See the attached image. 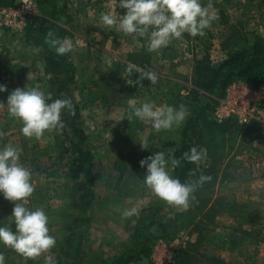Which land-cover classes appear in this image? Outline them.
Here are the masks:
<instances>
[{
    "label": "rangeland",
    "instance_id": "obj_1",
    "mask_svg": "<svg viewBox=\"0 0 264 264\" xmlns=\"http://www.w3.org/2000/svg\"><path fill=\"white\" fill-rule=\"evenodd\" d=\"M18 1L12 0V4L5 8L14 6ZM118 3L119 0H64V22L59 27V33L60 38H69L74 45V50L68 53L75 71L71 90L82 114L89 149L94 155V174L97 183L95 215L98 217L100 227L111 223L123 227L122 232H126L132 230L135 221L134 216L122 219L123 211L133 206L141 208L150 200L146 206L148 207L154 197V194L149 197L151 190L144 184L147 167L142 168L140 161L163 150H160L157 144L159 139L152 141L153 135H139L133 142L129 140V143L117 146L118 125H115L109 117H105L110 113L102 118L101 115L111 111L112 104L116 103L119 106L114 107L113 111L122 113L124 110L127 118L131 111L128 104L130 98H134L137 106H140L151 96L157 100L164 96V93L170 95L167 101L171 107L179 108L184 104L189 112V94L194 83L191 77L192 69L194 74V61L208 56L213 64H217L235 50L249 47L255 37L264 39V0H213L216 20L211 28L206 30L204 36L192 37L185 33L183 39L174 40L168 47L158 52L147 51L145 39L125 35L101 22V13L116 11L121 16L126 14V9L117 7ZM207 3L208 0H202L203 5L206 6ZM44 13V9L40 7L39 16ZM34 23L33 18L30 19L20 33L8 29L16 41L14 46L11 44L13 53L4 57L7 61V65L2 66L7 79L5 85L7 91L4 93L8 96L16 88L36 87L46 94L50 93L52 99V80L44 73L43 48L39 43L37 26ZM0 29L6 28L1 26ZM156 60L169 61L175 65L164 69L150 66V62ZM177 62L180 64H176ZM129 64L144 67L146 71H155L159 77L158 82L151 85L150 81L145 79L142 82L143 88L127 86L126 69ZM7 66L10 67L8 72L5 71ZM29 73L32 75L29 76ZM129 78L136 80L138 74L133 73ZM261 86H264V82ZM2 118V128L16 131L14 141L16 146L22 149L20 161L32 172L35 191L29 202L34 205L52 204L58 207L56 210H59L63 201L64 206L65 201H68V208L72 213L74 192L73 182L67 178L69 145L64 130L46 132L39 140L26 138L21 132L22 123L11 118L7 109ZM205 120L202 129L221 131L222 128L213 125L211 114L206 116ZM137 122L138 120L134 118L129 123L140 128ZM184 123L180 126L181 130ZM145 140L148 144L147 149H143L140 145ZM167 154L169 158V153ZM117 155L119 163L115 168V164L112 165L110 160L116 159ZM116 169L124 172L125 175L121 179ZM172 169L169 164L168 170L171 176ZM46 175L49 180H46ZM47 188L50 191V198L44 197L43 192ZM175 210V207L171 206L165 210L163 223L166 228L163 229L164 233H159L160 235L174 237L180 232L189 234L193 219L191 214L176 222L177 220L171 217ZM57 216L60 218V215ZM153 231L159 232L156 229ZM66 235L67 233L63 236L61 232L52 235L56 238V246L51 250L52 254L42 255L43 259L45 256H51L54 264H64L63 258L57 254V251L63 246ZM201 240L205 249L223 259L226 264H263L259 259L240 263L227 261L221 256L222 252L214 246L211 247L206 234L202 233Z\"/></svg>",
    "mask_w": 264,
    "mask_h": 264
},
{
    "label": "clouds",
    "instance_id": "obj_2",
    "mask_svg": "<svg viewBox=\"0 0 264 264\" xmlns=\"http://www.w3.org/2000/svg\"><path fill=\"white\" fill-rule=\"evenodd\" d=\"M117 7L126 9V14L121 16L116 11L101 13V22L125 35L145 39L149 52H158L168 47L174 40L183 39L185 33L192 37H202L216 20L213 0H208L206 6L202 4V0H119ZM45 39L58 56L74 50L69 38H60L52 30H49ZM126 71V84L129 87L143 88L142 82L145 79L155 85L159 79L155 71H146L144 67L135 64H129ZM133 73L138 74V79L129 78ZM5 91L6 86L0 85V92ZM128 104L131 111L126 119L129 122L134 118L138 119L157 132L179 128L189 115L184 104L179 108L167 105L157 107L154 102H144L137 106L134 98H130ZM5 108L11 118L22 123L23 136L37 140L46 132L60 131L66 127L62 120L64 111L69 115H76V105L70 96L65 94L64 99L52 100L50 93L46 94L36 87L11 91L7 97V105L0 102V110ZM140 145L143 149L148 148L146 140ZM21 154L22 149L11 143L0 148V193H3L4 199L14 204L11 217L14 218L16 228L13 232L10 226L0 227V243L25 259L35 260L50 253L57 241L50 235L49 217L44 209L30 210L26 206L35 188L31 169L20 161ZM181 159L199 166L205 162L206 153L204 149L198 150L193 146L183 153ZM181 159L166 158L165 151H159L142 159L140 166L147 167L144 184L157 198L170 206L187 209L190 201L195 199L197 189L210 183L212 177L200 175L198 179L185 182L173 178L168 166L170 164L173 169L179 167ZM192 175L195 176V172ZM138 215V207L133 206L125 209L121 218L128 219ZM0 264H5L3 253H0ZM45 264H54L51 256H45Z\"/></svg>",
    "mask_w": 264,
    "mask_h": 264
},
{
    "label": "crops",
    "instance_id": "obj_3",
    "mask_svg": "<svg viewBox=\"0 0 264 264\" xmlns=\"http://www.w3.org/2000/svg\"><path fill=\"white\" fill-rule=\"evenodd\" d=\"M11 1L0 0V9L11 5ZM43 16H45V13ZM15 41L16 39L8 29H0V85L3 86L7 82L2 67L7 65L4 57L7 54L13 53L11 44L14 46ZM176 64H180V62ZM174 65L175 63L169 61L156 60L155 62H150V66H154V68L159 67L164 69ZM9 68L7 66L5 71L8 72ZM191 77L193 79L195 78L193 69L191 70ZM179 93L182 94V92ZM6 94L0 92V102H3L5 106L7 105L8 97ZM169 97L170 95L164 93V96L157 98V100L151 96L147 102H154L157 107L164 105L171 106L167 101ZM144 102L146 101L144 100ZM112 105V110L106 113L104 112L101 118L110 113L105 117H109L115 125H118L117 146L125 144L126 142H133L138 139L139 135H153L154 138H152V141L153 139H159V143L157 144L160 150L165 151L166 154L169 153V157H173V153L179 147L181 140L182 130L180 127L173 131L157 132L150 125L144 124L138 119L137 126H140V128L134 127L127 121L124 110L122 113L113 111L114 107L118 108L119 104L113 103ZM4 112H6V109L0 110V133H3V135H0V148H3L9 143L17 147L14 141L16 131L11 128H2V116ZM212 122L213 125H218V128L222 129L221 131H217L216 129L204 130L201 125L204 141L200 149L205 150L206 160L203 164L196 165L195 168L197 175L195 179H198L200 175H209L212 177V184L205 191H201L198 188L194 193L195 199L190 201L187 209L171 206L176 209L171 217L175 218L178 214H185L188 210L193 209L195 211V221L197 222L201 218V213H204L211 207H216L219 209L218 215L213 218L206 232H203L206 234V239L210 240L211 247L214 246L218 251L222 252L221 256L230 262L240 263L259 259L264 264V142L260 137V131L254 123L242 128L234 121H227L223 124H218L213 120ZM226 123H233L238 129H231L226 126ZM155 136L158 138H155ZM167 156L168 154L166 158ZM118 159L117 155L116 159L110 160L112 165L115 164V168H117L116 166L119 163ZM116 171L120 179L125 175L119 169H116ZM45 177L47 178L46 180H49L47 175ZM67 178L70 179L69 175ZM96 185L97 183H95L94 187L95 196ZM201 192L206 193L203 194ZM43 193L45 198L51 197L48 188ZM152 194L151 192L149 197ZM95 196L92 205V221L85 236L84 264H98L102 259L110 256L113 249L119 243L125 241L131 232H122L123 227H117L111 223L100 227L98 217L95 215ZM203 197H206L207 200L205 201V207L201 208L200 206L202 204L200 200ZM29 199H32V196ZM149 203L150 200L141 208L143 209ZM36 204L34 205L32 202H28L26 206L30 210H35L36 208L44 209L46 215L49 217L48 226L50 228V235L61 232L64 236L67 233L65 239H63V246L57 251V254H59L65 247L69 235V229L74 215L73 205L71 213V210L68 208V201H65V206L63 201L59 210H56L58 207L52 204L48 206ZM13 208L14 204L4 199L3 193H0V227L10 226L12 231L15 232L14 218L11 217ZM199 209L201 212H199ZM57 215H60V218ZM188 236L190 242L196 240V233H189ZM109 241L115 242L112 243ZM0 253H3L5 256V264H45V259L42 256L35 260L25 259L2 243H0ZM50 254H52V251ZM149 262L150 258H141L131 264H148Z\"/></svg>",
    "mask_w": 264,
    "mask_h": 264
},
{
    "label": "trees",
    "instance_id": "obj_4",
    "mask_svg": "<svg viewBox=\"0 0 264 264\" xmlns=\"http://www.w3.org/2000/svg\"><path fill=\"white\" fill-rule=\"evenodd\" d=\"M64 0H40L45 16L33 18L37 26L39 43L43 48L44 73L52 80V100L64 99L65 94L70 96L76 105V115H69L67 111L62 114L66 127L63 129L68 142L69 154L68 174L73 182L74 197L72 200L74 215L72 218L66 245L59 255L64 264H84L85 236L92 221V205L94 201V155L88 146V137L83 128L82 114L79 105L72 96L74 69L68 54L58 56L47 42L46 35L49 30L61 37L59 27L64 22ZM194 83L189 94V115L183 125L179 147L173 153V158L181 159L185 151L196 146L198 150L203 146L204 135L201 125L206 116L211 113V106L216 99L225 95L226 89L237 80H243L253 86L264 82V39L255 37L249 47H244L230 53L226 58L213 64L208 56H203L194 61ZM51 102V101H50ZM227 124V123H226ZM226 126L236 130L235 124ZM196 164L188 163L181 159L179 167L173 169V178L181 182L195 179ZM195 172V176L192 173ZM212 182V181H211ZM205 183L199 188L205 191L212 183ZM206 197L200 202L205 207ZM169 205L153 197L152 203L139 210V215L134 216V226L129 237L113 249L110 256L102 259L98 264H131L141 258H150L153 242L158 238L172 237L160 235L164 233L163 223L165 210ZM200 208V209H201ZM199 209V212H201ZM203 210V209H202ZM195 211L190 209L185 214H178L175 219L180 222L182 217L191 214L190 232L196 233V241L189 242L185 248L179 250L174 256V264H226L203 246L201 236L212 223L219 209L211 207L201 213L199 221H195ZM200 214V213H199ZM182 226V224H181ZM202 226V228H199ZM159 230V232L153 231ZM180 229V228H178Z\"/></svg>",
    "mask_w": 264,
    "mask_h": 264
},
{
    "label": "built area",
    "instance_id": "obj_5",
    "mask_svg": "<svg viewBox=\"0 0 264 264\" xmlns=\"http://www.w3.org/2000/svg\"><path fill=\"white\" fill-rule=\"evenodd\" d=\"M40 0H19L14 6L0 9V25L20 33L30 19L39 16ZM212 120L218 124L234 121L245 128L254 123L264 142V86H253L246 81H234L222 98L211 106ZM190 242L188 234L158 238L153 242L150 264H174L175 254Z\"/></svg>",
    "mask_w": 264,
    "mask_h": 264
}]
</instances>
